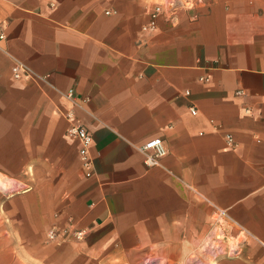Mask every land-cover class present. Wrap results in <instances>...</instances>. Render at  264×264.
<instances>
[{"label": "crops", "instance_id": "0c3cea01", "mask_svg": "<svg viewBox=\"0 0 264 264\" xmlns=\"http://www.w3.org/2000/svg\"><path fill=\"white\" fill-rule=\"evenodd\" d=\"M0 23V264H264L261 0H0Z\"/></svg>", "mask_w": 264, "mask_h": 264}, {"label": "built area", "instance_id": "2783aa9c", "mask_svg": "<svg viewBox=\"0 0 264 264\" xmlns=\"http://www.w3.org/2000/svg\"><path fill=\"white\" fill-rule=\"evenodd\" d=\"M4 34L1 29L0 23V38H3ZM12 74L14 77H19L22 72L25 71V67L16 63L11 67ZM191 112L195 113V109L191 108ZM68 120L67 135L75 138L78 141V154L81 159H83L84 168L89 169L92 163V159L89 155V149L92 142L91 132L76 118L74 113H67ZM139 150L143 154V160L147 166L159 165L160 158L166 153L164 143L161 138H153L139 147ZM70 230L64 229L66 234ZM72 235L76 239H82L85 235V229H72ZM47 237L50 240L57 238V232L55 229H49L47 231Z\"/></svg>", "mask_w": 264, "mask_h": 264}, {"label": "rangeland", "instance_id": "374dc122", "mask_svg": "<svg viewBox=\"0 0 264 264\" xmlns=\"http://www.w3.org/2000/svg\"><path fill=\"white\" fill-rule=\"evenodd\" d=\"M261 5L262 6H264V0H261ZM223 229V228H222ZM215 235L217 236V237H221V238H223V233H222V230H221V228L220 227H217L216 228V231H215ZM241 238H242V235L236 240L237 242L238 241H240L241 240ZM225 239H227V238H225ZM222 245H223V247H225V255L226 256H231V254L232 253H230V249L234 246V239H228V240H226V243H222ZM221 245V246H222ZM230 245H233L232 247H230ZM229 252V253H228ZM193 260H194V262H198V260L199 259H197V258H193ZM203 261H206V263L207 264H217V258L216 257H209V258H204V259H202ZM161 264H163V262L161 263Z\"/></svg>", "mask_w": 264, "mask_h": 264}]
</instances>
